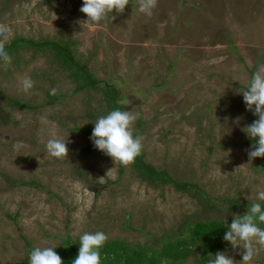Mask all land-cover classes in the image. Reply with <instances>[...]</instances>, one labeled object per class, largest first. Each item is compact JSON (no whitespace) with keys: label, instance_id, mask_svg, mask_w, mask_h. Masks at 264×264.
<instances>
[{"label":"rangeland","instance_id":"obj_1","mask_svg":"<svg viewBox=\"0 0 264 264\" xmlns=\"http://www.w3.org/2000/svg\"><path fill=\"white\" fill-rule=\"evenodd\" d=\"M82 5L0 0V23L12 38L69 42L86 71L118 91L123 110L140 114L133 135L143 138L144 161L197 189L150 186L130 165L80 152L93 142L75 130L92 132L109 113L103 92L73 93L48 53L23 52L19 70L0 66V264L29 263L32 249L59 248L66 236L79 245L85 232L156 249L186 221L244 214L264 190V166L248 158L244 129L254 114L242 96L264 65V0H158L150 17L129 0L98 25L85 24ZM25 77L34 81L28 92ZM52 89L65 97L47 105ZM6 97L34 108H8ZM51 138L66 140L67 158L47 153ZM197 190L212 199L210 211ZM243 251L228 242L223 252L239 262ZM199 253L183 264H198ZM252 264H264V251Z\"/></svg>","mask_w":264,"mask_h":264},{"label":"clouds","instance_id":"obj_2","mask_svg":"<svg viewBox=\"0 0 264 264\" xmlns=\"http://www.w3.org/2000/svg\"><path fill=\"white\" fill-rule=\"evenodd\" d=\"M158 0H138V10L146 16H151L157 6ZM129 5V0H83L79 9L87 17L85 24L98 25L107 17L108 13L115 10L122 13ZM13 36L9 25L0 23V66L7 67L12 56L7 50V45ZM34 87L31 77L22 80V88L28 92ZM56 89L51 90L55 94ZM247 110L253 111L257 117L244 131L246 135L255 140V144L248 150V158L264 157V65L252 75L250 83L242 93ZM254 106V107H253ZM140 118L139 113L120 110H111L107 115L99 117L94 123L90 139L94 147L112 158L114 162L130 165L141 154L143 144L141 136L133 135V124ZM44 123L54 122L41 118ZM47 153L57 159L67 158L69 149L66 140L51 138L46 143ZM223 219V224H226ZM264 190L257 193L256 201L248 207L243 215L233 216L232 222L227 226L223 236L234 248L243 244L242 259L237 262L224 252H217L215 256L209 255L207 264H252L253 259L264 251ZM108 240L102 231L85 232L79 238L78 255L73 264H101V249ZM53 247H35L29 253V264H63L62 258L54 251Z\"/></svg>","mask_w":264,"mask_h":264},{"label":"trees","instance_id":"obj_3","mask_svg":"<svg viewBox=\"0 0 264 264\" xmlns=\"http://www.w3.org/2000/svg\"><path fill=\"white\" fill-rule=\"evenodd\" d=\"M7 50L12 56V61L4 68L9 70L10 67H13L19 70L22 64L21 54L23 52H31L33 56L38 54L46 55L48 53L53 59V64L61 66L63 71L68 73V78L71 82L75 84L73 93L86 89H100L105 97L108 112L117 108L123 110L117 103L119 99L118 91L114 87L106 84L101 86L100 82L91 73L86 71V64H80L76 60L70 49L69 42L48 39L35 41L23 37H14L11 38L10 43L7 45ZM2 96L4 95L1 94V98ZM64 97L65 95L63 94H48L46 104L52 105L64 99ZM6 100V106L8 108L19 110L34 108L21 100L7 97ZM256 119L257 117L254 115L253 122ZM75 131L86 137H91L92 134V132L83 128L76 129ZM247 144L253 146L255 140L251 139ZM93 149L96 148L91 143L81 149L80 152L88 155ZM259 159L260 166L263 167L264 157H259ZM130 166L136 172L137 176L150 186L170 185L176 191L185 193H190L192 190L197 189L196 185L178 182L169 176L166 171H158L153 166L147 164L144 161L143 151ZM195 194L202 200V203L204 202L205 210L210 211V208L206 207V205L211 203L212 199L201 190H197ZM250 206L251 204L242 207L244 214ZM226 222V224H223L222 220L186 221L180 227H177L171 235H163L160 238V245L156 249L150 246L142 248L130 246L121 239L107 240L101 249V264H183L194 251L200 252L198 255V264H207L209 255L215 256L218 251L223 252L228 244V242L224 241L223 236L232 220H226ZM79 247L80 245L66 236L60 247L55 248L54 251L62 258L63 264H73L74 259L78 255Z\"/></svg>","mask_w":264,"mask_h":264}]
</instances>
